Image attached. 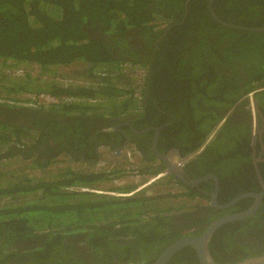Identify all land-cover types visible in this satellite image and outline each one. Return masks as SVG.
Returning <instances> with one entry per match:
<instances>
[{"label": "trees", "instance_id": "1", "mask_svg": "<svg viewBox=\"0 0 264 264\" xmlns=\"http://www.w3.org/2000/svg\"><path fill=\"white\" fill-rule=\"evenodd\" d=\"M209 1L0 0V110L47 115L32 121L34 127L28 121L16 123L0 117V159L20 158L35 168H47L65 154L75 161L94 162L98 159L97 146L109 143L103 141L107 135L97 133L99 138L103 135L102 140L85 156L71 152L65 142H86L100 128L111 127L128 116L136 119L132 123L137 130L166 122L158 144L177 148L182 154L200 149L214 131L222 133L230 111L241 106L247 94L253 91L256 97L259 88V94L264 93V29L234 28L219 22L211 13ZM211 7L224 21L264 27V0H214ZM95 30L109 38L93 37ZM21 66L26 70L23 76L7 71ZM34 66L41 68L40 75L28 70ZM139 68L144 76L137 73ZM62 69L69 78L58 82L52 73ZM28 93L47 94L51 101L34 109L20 106L25 99L22 95ZM49 135L63 139V146L51 151ZM219 137L211 138L198 160L203 166L212 165L215 154L221 151ZM44 144L48 146L42 153L31 152ZM243 154L219 159L215 172L220 179L223 174L231 176L228 172L246 169H238L249 160V155ZM144 157L157 163L155 156ZM114 168L111 174L122 172ZM162 169L147 165L140 171L153 174ZM106 174L71 167L62 168L52 179L29 177L22 170L14 176L0 173L2 264H9V257L18 261L29 258L32 264H151L167 237L163 234L165 226L170 224V234L176 235L172 219L194 217L199 211L189 208L173 212L175 208L161 207L171 200L161 191L120 198L75 188L92 187L108 178ZM256 177L234 178L233 190L229 187L232 198L259 187ZM164 185L175 186L170 180ZM182 185L186 190L178 196L193 199L198 195V191ZM123 189L130 192L134 187ZM251 200L244 198L235 205L243 207ZM219 201L223 202L221 198ZM205 207L213 208L210 204ZM121 210L126 213L121 214ZM260 218L258 213L220 226L208 244L214 260L231 264L263 255L264 243L254 247L235 237L238 230ZM119 230H127L133 238L119 244L111 238L113 231ZM79 233L92 238L89 245L97 254L89 259L64 244L66 235ZM200 233L178 234L176 238ZM34 238L44 240L29 244ZM167 264L200 261L195 249L187 246Z\"/></svg>", "mask_w": 264, "mask_h": 264}, {"label": "flooded vegetation", "instance_id": "2", "mask_svg": "<svg viewBox=\"0 0 264 264\" xmlns=\"http://www.w3.org/2000/svg\"><path fill=\"white\" fill-rule=\"evenodd\" d=\"M92 35L93 37H101L104 39L109 38V36L103 34L101 30L93 31ZM134 35L136 36L137 34L135 33ZM34 67H30L28 68V70L34 69ZM32 73H34L35 75H40L41 68L38 66V69H36ZM261 89L262 88H259V91L257 92L256 97H254L252 102H250V100H245V102L241 106L230 111V114L226 119L227 121H225L224 124L226 125V128L222 133H220V131L213 132V135L214 133H216V135H214V138L220 136L219 144L221 146V151L215 154L213 158V164L210 166H203L202 162H198V160L205 152L209 141L214 139H211L213 135L210 137L207 144H203L204 148L200 153L195 154V151L187 154H182L177 148H165V146H159L158 142L161 128L163 127V125L167 124L166 122L159 126L153 125L147 127L149 129L144 128L142 130H137L132 123L136 122V119L133 116H128L127 118L124 117L119 122L115 121L116 123H114L111 127L106 128V125L105 127L100 128L97 132L93 134L94 140L91 138H87L85 140L86 142H83L84 139H78L76 141L70 139L69 142H65V146L70 148V151L74 154L85 156L88 151H93L95 149L96 144L102 140L103 135L101 138H99L97 134L101 132V134L107 135V139L103 140L104 143H106L107 140L109 141V143H106L107 145L97 146V155L98 152L101 150V147H106V150L111 149L112 151H114L112 152L114 156L119 153V150H116L117 148H120L121 151V149L126 146H133L136 147V149L137 147H140L142 151H140L139 149H137V151L139 150L138 152L141 154V157L145 164L144 166L160 165L161 167H164V169H162L161 171L172 167V170L174 172L165 173L166 176H169V179H167L168 181L170 180L172 183H174V185L181 187L182 190L185 189V187L182 185L184 184L190 186L192 190L199 192L198 195L193 198L195 204L191 207V209L194 208L192 210H199L197 215H195L194 217L182 216L176 219H172L171 221L172 225L177 228L179 235H184L191 232H202L204 229V223L206 224L208 220L218 219L222 216L239 213L257 205V208L251 215L242 219H247L251 216L255 217L259 213L261 216V220L255 219L252 224L248 226V228L240 229L235 234V237H237L239 241L241 240L244 243L254 244L255 247L257 244L264 243V229H261L264 225V93L259 94V92H261ZM10 102L14 101L8 100V103ZM19 103L22 106H26L24 105V101H21ZM27 107L34 109L39 108L41 106L39 104H35ZM29 113L30 115H26L24 112L21 113L20 111L0 110V117L5 118L9 122L14 121L16 123H21L28 121V125L34 127L31 123L32 121L34 122L38 120V117L45 118L47 116L34 112ZM60 120L63 121L64 119ZM219 126H221V124ZM157 127H159V130H157ZM157 133L158 139L155 144V136L157 135ZM62 134L65 135V133ZM49 137L52 141L51 143H48V145L51 146V151H54L56 150V148L63 146V139L55 140L53 139V136L49 135ZM83 143H85V145H83ZM48 145H39L38 149L32 148L31 152H33L34 154H40L42 153L41 150L44 148V146ZM228 146L230 147L226 150ZM208 153H210V150L208 151ZM243 153L249 155V160L243 164V167H240L238 169H246L240 173L228 172L227 175L229 174L232 177H226L223 174L222 178L220 179L219 175L215 172L219 167V159L225 158L228 155H232V157L238 154L244 155ZM143 154L146 157H149V155H151V157L155 156L158 164H154V161L152 160L149 161V159L145 158ZM247 163H249L250 166L245 165ZM248 167H252V169H249ZM115 168H117L116 165ZM250 174H255V176H257L256 178L259 187L249 191H243L242 193L252 192L253 194L245 196L237 200L236 202L231 203L232 200L236 198V196L242 194L240 193L232 198L230 188L231 190H233L232 184L235 182L234 178H238L239 175L249 176ZM175 178L177 179V181ZM249 182L250 181H248L247 184H249ZM203 195H206V198H204ZM220 198L223 202L219 201ZM244 198H251V204H239L243 205V207L235 205ZM201 200H205L206 202L203 203L201 202ZM187 201L193 202L192 199L189 198ZM207 204H210V206H212L213 208L206 209L205 205ZM191 205H188L187 203V208ZM193 223L196 224L195 226H198V229L194 225H191ZM169 226L171 227V225L168 224L164 228L163 234H165L167 237L165 239V242L162 244V247H160V249H158V251H156V253L154 254L156 256L154 257L153 255V260L150 259L152 260L151 263L171 243L179 239L176 238L178 234H170L171 228H169ZM113 233L114 236H111V238H114L115 241L119 244H125L127 242L126 240H130L133 238V234L127 233V230L113 231ZM157 236L162 238V234H158ZM43 240V238H34L28 240V243L31 245H35L36 243H41ZM91 240L92 238L84 233L70 234L66 235L64 239V244L73 247L76 254H80L78 256L89 259V257H91L92 255L97 254L96 252L91 250V247L89 245V242H91ZM154 240H156V238ZM18 245L20 244L18 243ZM135 254H137L136 250ZM7 260L9 264L33 263V260H30L29 258H25L22 261H18L14 257H9L7 258ZM2 262L3 259L0 256V264H2Z\"/></svg>", "mask_w": 264, "mask_h": 264}, {"label": "rangeland", "instance_id": "3", "mask_svg": "<svg viewBox=\"0 0 264 264\" xmlns=\"http://www.w3.org/2000/svg\"><path fill=\"white\" fill-rule=\"evenodd\" d=\"M36 69H38V66H35L33 71H35ZM66 73H67V71H63V69H62L61 71H56V72L52 73V75L57 77L56 78L57 80L60 79L61 81H63V80L65 81L66 79L68 80V78H69V75H67ZM137 73L142 74L143 73V69L139 68L137 70ZM26 96H27L26 94L22 95L23 98H25ZM130 147L133 149V146H130ZM108 152H109L108 153L109 155H108V157L106 156V160L108 159L110 161V163L116 162V166L121 167L122 168V172H120L119 175H114V174L106 175L108 178H106L104 180H101L100 182H97L96 184H94L95 188L102 190L101 193H95V194H97L99 196H101L100 194H103L105 196H110V197H120V196L123 195L122 191H124V189H123L124 187H128L129 185H133V187H135L136 184L138 185L142 180L147 178V177H143V179H142L140 177L128 176L129 174L126 171V169L129 168L132 173H136L138 171L141 173L140 169L142 168V164H141L142 158L140 156L137 157L138 159H132V161H126V160H123V159L116 158V156H114L110 151H108ZM66 156H68V155H66V154L63 155V157H66ZM132 156H134V155H132ZM123 157L125 159H128L126 156H123ZM26 162L27 161L20 160V158H19V159L10 160L8 163H6V165H2L0 163V173L3 172L4 175L5 174H8V175L10 174L11 176L12 175L13 176L17 175V174H19L20 170L24 171L19 166H24L25 164L27 165L28 162L27 163ZM68 166L73 168V169L82 168L81 165L69 164V163L63 161V159H60L58 161V163L55 164L51 168L52 169L51 171H49V172L46 171V174L49 177V179H51L52 175H55L62 168L68 167ZM88 167H90L89 169L92 170L91 165L88 166ZM133 175H135V174H133ZM118 181H119V183H117ZM165 182L166 181L157 182V183H155V184H153L151 186H148V187H146V188L134 193L132 196H136V195L140 196V195H143V194L144 195L145 194H152L153 195V194H157V193H159L161 191V193H166L169 196L168 199H171V200L166 202V203H164V204H162V205H160V206L162 207L163 205H165V206H167V208L168 207L169 208H175V210H173V212H179L180 210L189 209L195 204L194 200H192L193 202L187 201V200H185L187 198L177 195V193H179L182 190L179 186H176V187H173V188L172 187L168 188V186L164 185ZM132 183H134V184H132ZM140 185L141 184H139L137 186V188ZM75 188H79V187H75ZM115 188H117L121 193L112 191V190H115ZM109 190L111 191L110 194H108ZM169 194H171L172 197H170ZM123 196L124 197H128L126 195H123ZM124 197H120V198H124ZM187 203H188V205H191V204L192 205L187 208ZM131 211H132V213H136L135 210H131ZM119 212L121 214H125L126 210H121ZM109 215L113 217L112 214H109Z\"/></svg>", "mask_w": 264, "mask_h": 264}, {"label": "built area", "instance_id": "4", "mask_svg": "<svg viewBox=\"0 0 264 264\" xmlns=\"http://www.w3.org/2000/svg\"><path fill=\"white\" fill-rule=\"evenodd\" d=\"M7 71L10 74L14 75V76H23L25 74L26 70L21 66V67L9 68V70L7 69ZM63 81L58 79V82H63ZM65 81H67V79ZM26 95L27 96L24 99V105H26V106H32V105H35V104H39L40 106H44L45 107L51 101V97L49 95H47V94H44V93H42V94L28 93ZM254 97H255L254 92H250L249 94H247L246 99L250 100V102H252ZM106 149L107 148H101V150H100L101 157L96 162H94L92 164L88 163V162H81V161L72 160L69 156H66V157L59 156L57 158V160L54 161L47 168H35V167L31 166L29 164V162L28 163L26 162L27 165L25 164L24 166H19V167L21 169H23L29 175V177H36L37 179L44 178V177H46V179H49V177L46 174V171H48V172L51 171L52 170L51 168L55 164H57L60 159H63V161H65V162H67L69 164L81 165L82 168H80V170H82V171L83 170H90V171H94V172L110 171L111 167H113V168L115 167L116 162L110 163V161L108 159L106 160V156L108 157V155H109L108 151H110L111 153L114 152V151H111L110 149L109 150H106ZM132 155H134V156H132ZM123 156H126L128 159H125ZM138 156H140V153L137 151L136 147H133V149H132L130 146L129 147L126 146L125 148L123 147L121 149V151L118 154H116V158L123 159V160H126V161H132V159H138L137 158ZM1 161L0 162H1L2 165H6V163H8L10 160L2 159ZM90 165H91L92 170L89 169L90 167H88ZM126 171L129 174L128 176L140 177L142 179H143V177H147L144 180L141 179L142 181L140 180L141 182L139 184H141V185L135 191H140V190L146 188L149 185H153V184H155L157 182H160L162 180L163 175H164V174H157V175H154V174L148 175V174H146V175L138 176V174H139L138 172L132 173L129 168L126 169ZM133 174H135V175H133ZM53 176L54 175H52V178H53ZM118 183H119V181H118ZM174 187H176V186H174ZM78 190H81V191H84V192H90V193H93V194L102 192V190L97 189L94 186L93 187H80V188H78ZM109 193H110V191H109ZM128 194L129 193H125L123 195H128ZM201 202L204 203L206 201L205 200H201Z\"/></svg>", "mask_w": 264, "mask_h": 264}, {"label": "water", "instance_id": "5", "mask_svg": "<svg viewBox=\"0 0 264 264\" xmlns=\"http://www.w3.org/2000/svg\"><path fill=\"white\" fill-rule=\"evenodd\" d=\"M213 1L214 0H210L209 8L211 9V13H212L213 17L215 19H217L219 22H221L227 26L234 27V28L250 29V30H263L264 29V27H258V28L247 27V26L232 24L230 22L222 20L212 10L211 4ZM147 129H149V128H147ZM157 130H159V127H157ZM157 139H158V133L155 136V144H156ZM207 143H208V141L205 144H207ZM203 148L204 147L202 146V148H200L198 151H196L195 154L200 153ZM116 150L117 151L119 150V152H120V148H117ZM117 151H115V152H117ZM168 172H174L172 170V167L164 170V173H168ZM252 194H253L252 192L242 193V194L236 196V198H234L231 203H234L237 200H239L245 196L252 195ZM256 208H257V205H255V206H253L247 210H244L242 212H239V213L222 216L218 219L213 220L200 234L188 235V236H184V237L177 239L176 241L171 243L151 264H167L168 261L173 257L174 254H176L179 250H181L182 248L187 247V246H191L195 249L197 256L199 258L200 264H221V263L216 262L213 259L212 255L209 252V248H208L209 241H210L211 237L213 236L214 232L220 226H222L225 223L248 217L249 215H251L255 211ZM231 264H264V254L259 255V256L248 257L244 260L238 261L236 263H231Z\"/></svg>", "mask_w": 264, "mask_h": 264}, {"label": "clouds", "instance_id": "6", "mask_svg": "<svg viewBox=\"0 0 264 264\" xmlns=\"http://www.w3.org/2000/svg\"><path fill=\"white\" fill-rule=\"evenodd\" d=\"M141 76H144V71H143V73L142 74H140ZM247 100V99H246ZM10 103H13V102H10ZM19 105L20 106H22L20 103H19ZM223 123V121L220 123V124H222ZM219 124V125H220ZM213 135V134H212ZM211 135V136H212ZM101 148H106V147H101ZM139 151V150H138ZM63 156V155H62ZM101 157V154H100V151L98 152V155H97V158L99 159ZM140 157H141V154H140ZM142 158V157H141ZM97 159V160H98ZM96 160V161H97ZM96 161H94V162H96ZM83 162H85V161H83ZM94 162H91V163H94ZM141 164H142V167L145 165L144 164V161H143V159L141 160ZM119 169H122L121 167H119V166H117ZM120 171H122V170H120ZM102 172H106V173H109V174H111V170L110 171H102ZM138 176H142V175H146V174H148V175H150L149 173H140L139 171H138ZM109 174H106V175H109ZM153 174L154 175H157V174H164L163 175V177H162V180L161 181H166V182H168V180L167 179H169V176H166L165 175V173H164V171H159V172H153ZM117 175H119V173L117 174ZM165 182V183H166ZM118 183V182H117ZM132 184H134V183H132ZM137 184L135 185V187H134V189L132 190V191H130V192H123V194H125V193H129L128 195H126V196H132L134 193H136V192H138V191H135L136 189H137ZM149 186H151V185H149ZM176 186V185H175ZM77 187V186H76ZM93 187V186H92ZM148 187V186H147ZM80 188V187H79ZM181 188V187H180ZM76 189H78V188H76ZM116 189V188H115ZM182 189V188H181ZM110 191V190H109ZM112 191H114V192H119V193H121L120 191H118V190H112ZM135 191V192H134ZM183 191V190H182ZM110 193H111V191H110ZM110 193H108V194H110ZM95 195H97V194H95ZM100 195H103V194H100ZM120 197H124L123 195L122 196H120ZM190 199V198H189ZM185 200H188V199H185ZM192 200H194V199H192Z\"/></svg>", "mask_w": 264, "mask_h": 264}, {"label": "bare ground", "instance_id": "7", "mask_svg": "<svg viewBox=\"0 0 264 264\" xmlns=\"http://www.w3.org/2000/svg\"><path fill=\"white\" fill-rule=\"evenodd\" d=\"M252 92H253V91H252ZM213 137H214V136H213ZM213 137H212V138H213ZM209 252H210V251H209ZM210 254H211V253H210Z\"/></svg>", "mask_w": 264, "mask_h": 264}]
</instances>
